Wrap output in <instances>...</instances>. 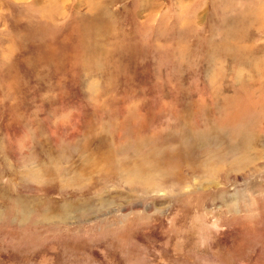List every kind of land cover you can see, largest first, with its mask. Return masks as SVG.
I'll return each mask as SVG.
<instances>
[{
  "label": "rangeland",
  "instance_id": "374dc122",
  "mask_svg": "<svg viewBox=\"0 0 264 264\" xmlns=\"http://www.w3.org/2000/svg\"><path fill=\"white\" fill-rule=\"evenodd\" d=\"M0 264H264V0H0Z\"/></svg>",
  "mask_w": 264,
  "mask_h": 264
},
{
  "label": "bare ground",
  "instance_id": "6f19581e",
  "mask_svg": "<svg viewBox=\"0 0 264 264\" xmlns=\"http://www.w3.org/2000/svg\"><path fill=\"white\" fill-rule=\"evenodd\" d=\"M89 56V55H88ZM232 104H234L235 105V100H232V101H230V103H229V105H230V107L232 106ZM226 109V108H225ZM229 119V122H231V127H233V130L231 131V132H227L228 133V138H230V139H233V140H235L236 141V143L237 144H235L238 148H240V149H244L245 150V147H247V146H251L252 144H253V139H252V141L250 140V138H252L251 136H249L248 137V134H246V131H245V128H247V122L248 121H245V122H243V121H241V119L239 120V115L237 114V115H235V116H232V117H229L228 118ZM223 124H224V122H223ZM187 128V127H186ZM185 128V129H186ZM229 128V127H228ZM248 129V128H247ZM250 130H252V129H250ZM211 132V131H210ZM203 134H205V133H203ZM213 134V133H212ZM206 136V135H205ZM223 137V136H222ZM208 138V137H207ZM210 139V138H209ZM212 139V138H211ZM134 141V140H133ZM210 141V140H209ZM218 141V140H217ZM145 142V141H144ZM153 142V141H152ZM197 142V141H196ZM135 142H133V144H134ZM140 144H141V142H139ZM139 143H137L136 145H138ZM146 143V142H145ZM195 143V142H194ZM199 143V142H198ZM138 145L139 147L141 146V145ZM196 144V143H195ZM229 144V143H228ZM135 145V144H134ZM133 145V146H134ZM196 148H197V146H196ZM230 148V147H229ZM124 149V148H123ZM231 149V148H230ZM234 149V148H233ZM248 150L250 149V148H247ZM246 149V150H247ZM114 151V150H113ZM126 151V150H125ZM132 151V150H131ZM239 151V150H238ZM197 152H199L198 150H197ZM243 152V151H242ZM186 154V155H185ZM183 155H185V157H187L188 156V152H184L183 153ZM132 156V155H131ZM200 156V155H199ZM110 169V168H109Z\"/></svg>",
  "mask_w": 264,
  "mask_h": 264
}]
</instances>
